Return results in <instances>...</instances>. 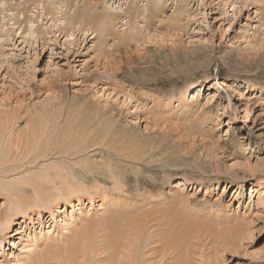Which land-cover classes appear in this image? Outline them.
Instances as JSON below:
<instances>
[{"label": "rangeland", "instance_id": "1", "mask_svg": "<svg viewBox=\"0 0 264 264\" xmlns=\"http://www.w3.org/2000/svg\"><path fill=\"white\" fill-rule=\"evenodd\" d=\"M92 1L107 37L84 0H0V264L116 204L158 210L187 264H264V0ZM110 114L150 156L110 150Z\"/></svg>", "mask_w": 264, "mask_h": 264}, {"label": "bare ground", "instance_id": "2", "mask_svg": "<svg viewBox=\"0 0 264 264\" xmlns=\"http://www.w3.org/2000/svg\"><path fill=\"white\" fill-rule=\"evenodd\" d=\"M94 6L95 3H93L92 0H84L82 8L78 7L75 12L69 16L74 24L82 25V27L84 26L85 28L90 25L93 31H97L101 36L107 37L109 32H111L109 30H111L112 26L109 25L113 22L112 15L110 13H91L90 10ZM83 30L85 29L83 28ZM135 83L140 86H150V84L142 82L141 80ZM110 115L111 116L105 117L104 122L106 126L102 130L103 134L99 132V136L105 138L104 140H106L105 142L108 144L110 150L115 154H122L126 159L131 158L136 160L139 155V160H141L144 156H150V152L145 153L146 151H141L142 153H138L136 149L122 151L124 148L127 149L128 146L127 141L124 142L123 138L122 140L120 139V136H122L120 133L123 132L124 129L121 130L122 128L119 121L115 119L113 114ZM69 183L70 181H67L66 184L69 185ZM66 184L64 185L67 186ZM69 186L73 187L71 184ZM117 186L119 187V185ZM71 197L72 194L70 193L68 198ZM52 199H55V197ZM52 202L54 201L52 200ZM113 205L114 204L111 202L108 207H112ZM115 206L117 207H114L113 210H111V214L102 221L87 220L83 226H78L76 231H74L75 233L72 232L74 233V239L71 245L69 243L70 246L67 245L66 247V245L63 244L65 247H61L58 251H55L54 248H49V255L43 254V256L40 257V263L187 264V261L185 263L181 258V252L178 248V242L176 241L178 238L170 236L173 234L171 232L173 229L169 227V221H165L167 219L166 217L162 219V217L159 216V212H157L158 210L146 211L143 215H137L136 211V213L132 214V211L134 212L132 209L134 208L128 211L120 204H116ZM141 206L142 204L140 207ZM128 207L134 206L130 205ZM150 209L153 208L151 207ZM137 210L139 209L137 208ZM163 212H165V210ZM8 222L10 223V219ZM9 225L11 227V224ZM69 237L70 239L68 240H71L72 236ZM66 240L67 238L64 241L66 242Z\"/></svg>", "mask_w": 264, "mask_h": 264}]
</instances>
